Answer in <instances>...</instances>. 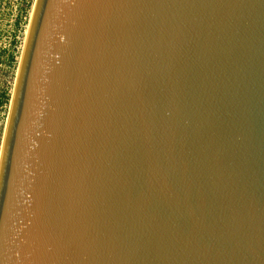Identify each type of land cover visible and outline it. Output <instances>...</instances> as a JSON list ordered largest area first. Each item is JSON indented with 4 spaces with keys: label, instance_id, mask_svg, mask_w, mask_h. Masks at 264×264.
Masks as SVG:
<instances>
[{
    "label": "water",
    "instance_id": "95a60500",
    "mask_svg": "<svg viewBox=\"0 0 264 264\" xmlns=\"http://www.w3.org/2000/svg\"><path fill=\"white\" fill-rule=\"evenodd\" d=\"M0 264H264V0H34Z\"/></svg>",
    "mask_w": 264,
    "mask_h": 264
},
{
    "label": "rangeland",
    "instance_id": "374dc122",
    "mask_svg": "<svg viewBox=\"0 0 264 264\" xmlns=\"http://www.w3.org/2000/svg\"><path fill=\"white\" fill-rule=\"evenodd\" d=\"M34 0L27 6L0 10V148L16 70Z\"/></svg>",
    "mask_w": 264,
    "mask_h": 264
},
{
    "label": "flooded vegetation",
    "instance_id": "af4514ba",
    "mask_svg": "<svg viewBox=\"0 0 264 264\" xmlns=\"http://www.w3.org/2000/svg\"><path fill=\"white\" fill-rule=\"evenodd\" d=\"M17 6L23 9L25 6H27V0H0V10L6 9L7 11L8 10L11 11L13 10V8H16ZM26 32H27V27H26Z\"/></svg>",
    "mask_w": 264,
    "mask_h": 264
}]
</instances>
